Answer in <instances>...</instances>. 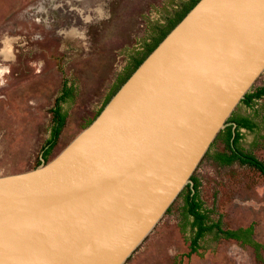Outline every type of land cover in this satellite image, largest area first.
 I'll use <instances>...</instances> for the list:
<instances>
[{
  "label": "water",
  "instance_id": "water-1",
  "mask_svg": "<svg viewBox=\"0 0 264 264\" xmlns=\"http://www.w3.org/2000/svg\"><path fill=\"white\" fill-rule=\"evenodd\" d=\"M263 77L264 0H199L57 155L0 176V264H132Z\"/></svg>",
  "mask_w": 264,
  "mask_h": 264
},
{
  "label": "rangeland",
  "instance_id": "rangeland-1",
  "mask_svg": "<svg viewBox=\"0 0 264 264\" xmlns=\"http://www.w3.org/2000/svg\"><path fill=\"white\" fill-rule=\"evenodd\" d=\"M188 0H0V176L34 168L50 139L51 110L66 122L49 160L91 122L132 62ZM177 10V11H176ZM118 77H120L118 79ZM264 84V77L258 86ZM240 148L264 163V99ZM242 107L239 115L252 116ZM221 143L217 151L222 150ZM204 209L223 229L253 228L257 250L207 235L189 254L183 201L132 264H264V177L211 159L198 177ZM258 255V257H257Z\"/></svg>",
  "mask_w": 264,
  "mask_h": 264
},
{
  "label": "trees",
  "instance_id": "trees-1",
  "mask_svg": "<svg viewBox=\"0 0 264 264\" xmlns=\"http://www.w3.org/2000/svg\"><path fill=\"white\" fill-rule=\"evenodd\" d=\"M198 1L199 0H188V2L184 4L178 11L176 10L177 12L172 18L168 16L166 25L157 29L156 37L153 38V41L146 46L140 57L136 58L132 62V66L128 69L126 75L118 81L116 87L107 97L105 103L102 105L101 109L98 111L95 117L100 113V111L107 104L110 98L120 88V86L142 63V61L156 48V46L164 39V37L183 19V17L193 8V6ZM255 83L249 89V91L246 93L245 97L239 104L253 110L252 116L239 115L236 114L235 111L231 114V116L227 120V123L229 125L220 131V133L217 135L210 146L211 148L214 143L220 142L223 148L221 151H217L215 154L211 155L210 159L219 166H231L236 163L241 166H247L254 169L264 177V163L260 161L254 154L246 152L240 148V141L242 140L241 131L245 130L249 133H254L258 127V123L255 121V117H257L258 114V112L255 110V106L260 100L264 99V84L255 86ZM70 93L71 90L66 89V91H64L60 97L56 98L54 108L51 110V113L53 115V126L50 131V139L47 141V144L41 153L44 162L49 161V157L56 147L58 138L62 130L64 129L66 114L62 113L61 104L66 101ZM94 118L91 120V122L94 120ZM90 123H88L87 126ZM210 148L208 149L204 157L208 155ZM204 157L202 158V160L204 159ZM40 164L41 162H36L34 168ZM190 179L191 183L185 186L174 203L166 211V214H168L175 202L179 198H182V216L184 217V219L190 220L189 227L192 233L190 242L191 248L189 254H193L198 251V242L207 235H214L215 238L233 240L235 242H238L240 245L249 246L254 250H257L258 246L253 239V228L251 226L248 228H239L235 230L223 229L221 219L214 221L210 218V212L204 209V204L200 198V182L194 176V174Z\"/></svg>",
  "mask_w": 264,
  "mask_h": 264
},
{
  "label": "flooded vegetation",
  "instance_id": "flooded-vegetation-1",
  "mask_svg": "<svg viewBox=\"0 0 264 264\" xmlns=\"http://www.w3.org/2000/svg\"><path fill=\"white\" fill-rule=\"evenodd\" d=\"M119 78H120V77H118V79H119ZM41 160H43V159H42V155L40 156V161H41Z\"/></svg>",
  "mask_w": 264,
  "mask_h": 264
}]
</instances>
